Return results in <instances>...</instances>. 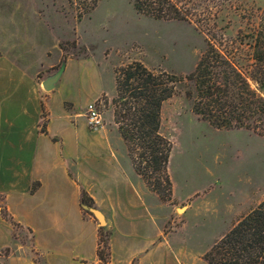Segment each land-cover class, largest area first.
Here are the masks:
<instances>
[{
    "label": "crops",
    "instance_id": "1",
    "mask_svg": "<svg viewBox=\"0 0 264 264\" xmlns=\"http://www.w3.org/2000/svg\"><path fill=\"white\" fill-rule=\"evenodd\" d=\"M65 4L0 0V195L6 207L30 229L39 264H102L99 222L82 209L83 189L111 231L110 264H208L206 251L183 239L185 226L168 231L173 211L136 171L113 112L102 127H90L87 104L109 93L91 87L83 109L73 111L68 100L55 99L60 79L44 89L64 59L54 28ZM11 235L0 213L1 246ZM8 260L38 264L28 254Z\"/></svg>",
    "mask_w": 264,
    "mask_h": 264
},
{
    "label": "rangeland",
    "instance_id": "2",
    "mask_svg": "<svg viewBox=\"0 0 264 264\" xmlns=\"http://www.w3.org/2000/svg\"><path fill=\"white\" fill-rule=\"evenodd\" d=\"M175 1L188 13L187 20L155 19L138 12L131 0H100L80 19L75 0H66L54 28L66 55L57 68L64 63L55 99L68 100L73 111L83 109L91 87L98 88L109 93L98 98L105 101V118L114 114L117 67L139 60L155 71L185 75L195 68L208 41L229 53L264 96L251 78L252 72L258 77L264 73V65L258 70L254 64L255 45L264 51V0ZM185 87L180 85L162 109V132L173 141L169 171L175 192L173 201L165 202L173 211L167 229L185 226L183 239L203 253L264 199V135L213 127L193 112ZM0 204L6 206L3 195ZM10 225V241L1 246L0 239V264L25 254L38 263L31 232Z\"/></svg>",
    "mask_w": 264,
    "mask_h": 264
},
{
    "label": "trees",
    "instance_id": "3",
    "mask_svg": "<svg viewBox=\"0 0 264 264\" xmlns=\"http://www.w3.org/2000/svg\"><path fill=\"white\" fill-rule=\"evenodd\" d=\"M70 1L74 3V0ZM99 1L75 0L80 10L78 18L90 13ZM131 1L138 12L155 19L189 18L175 0ZM81 3L85 5L81 6ZM261 50L256 44L254 64L258 70L264 65V51ZM251 78L264 89V73L263 77H258L252 72ZM180 85L186 86L193 112L213 127L246 128L264 135V96L252 87L249 76L229 53L212 41H208L195 68L185 75L164 69L155 71L139 60L117 67V91L112 99L114 120L126 141L136 171L164 202L173 201L174 185L169 171L173 141L162 132V109ZM42 116L46 117L45 112ZM38 184L34 183L32 192ZM80 202L84 212L94 216L84 208V205L96 207L85 189ZM0 213L13 225L25 228L6 206L0 204ZM110 235L107 226L99 227L98 256L102 264H110ZM204 257L209 264H264V199L217 240Z\"/></svg>",
    "mask_w": 264,
    "mask_h": 264
},
{
    "label": "built area",
    "instance_id": "4",
    "mask_svg": "<svg viewBox=\"0 0 264 264\" xmlns=\"http://www.w3.org/2000/svg\"><path fill=\"white\" fill-rule=\"evenodd\" d=\"M105 101L103 99H96L90 101L86 106V117L91 128L97 129L104 125L103 108Z\"/></svg>",
    "mask_w": 264,
    "mask_h": 264
},
{
    "label": "water",
    "instance_id": "5",
    "mask_svg": "<svg viewBox=\"0 0 264 264\" xmlns=\"http://www.w3.org/2000/svg\"><path fill=\"white\" fill-rule=\"evenodd\" d=\"M63 69H64V63L62 64L60 69L56 71V73L50 75L45 79V81L43 82V87L46 91H51L54 88L55 84L58 82V80L60 79L63 73ZM84 208L88 209L94 215V217L99 222V226H106L107 223L106 218L100 209L96 207H90L88 205H84Z\"/></svg>",
    "mask_w": 264,
    "mask_h": 264
}]
</instances>
